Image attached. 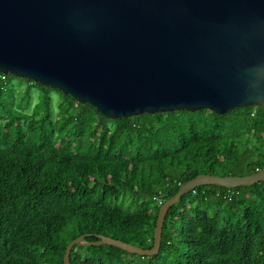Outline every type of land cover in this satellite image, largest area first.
I'll return each instance as SVG.
<instances>
[{
  "label": "trees",
  "instance_id": "16d2710c",
  "mask_svg": "<svg viewBox=\"0 0 264 264\" xmlns=\"http://www.w3.org/2000/svg\"><path fill=\"white\" fill-rule=\"evenodd\" d=\"M13 78L23 82L17 93ZM263 166L260 105L109 119L0 73V264H63L66 245L84 234L150 249L159 207L182 184ZM70 264H264V181L184 194L165 214L157 254L75 245Z\"/></svg>",
  "mask_w": 264,
  "mask_h": 264
},
{
  "label": "water",
  "instance_id": "95a60500",
  "mask_svg": "<svg viewBox=\"0 0 264 264\" xmlns=\"http://www.w3.org/2000/svg\"><path fill=\"white\" fill-rule=\"evenodd\" d=\"M0 73L57 89L109 119L264 109V0H0ZM261 181L264 166L245 176L199 174L159 207L150 249L84 234L66 245L63 264L75 245L157 254L165 214L184 194Z\"/></svg>",
  "mask_w": 264,
  "mask_h": 264
},
{
  "label": "rangeland",
  "instance_id": "374dc122",
  "mask_svg": "<svg viewBox=\"0 0 264 264\" xmlns=\"http://www.w3.org/2000/svg\"><path fill=\"white\" fill-rule=\"evenodd\" d=\"M23 82H21V80H19L18 78H13V79H10L8 81V86L12 87L14 89V91L17 93L20 91V87H22ZM37 88L32 89L31 90V94H32V97H31V102H30V106L27 110L28 113H31L32 110H34V107L36 105V103L38 102V99H39V93L38 91L36 90ZM51 97L53 99V107H54V110H56V100L58 98V95L55 94V93H51Z\"/></svg>",
  "mask_w": 264,
  "mask_h": 264
}]
</instances>
